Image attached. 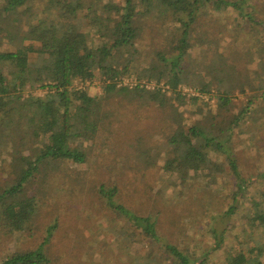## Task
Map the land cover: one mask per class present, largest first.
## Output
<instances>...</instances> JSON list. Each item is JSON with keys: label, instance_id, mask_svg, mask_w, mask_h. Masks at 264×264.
I'll return each mask as SVG.
<instances>
[{"label": "trees", "instance_id": "16d2710c", "mask_svg": "<svg viewBox=\"0 0 264 264\" xmlns=\"http://www.w3.org/2000/svg\"><path fill=\"white\" fill-rule=\"evenodd\" d=\"M43 1L3 0L4 5L0 8L2 16L15 17L0 27V32L9 31L12 23H15L14 28L18 25L16 23H22L20 18L25 14V7L28 19L36 18L29 20L26 32L20 27L15 35L10 31L6 38L0 36V46L4 44L3 40L10 39L8 51L0 50V146L9 133L28 131V155L16 158L17 183L0 194V220L5 227L16 235L30 232V224L40 212L38 199L32 197L33 194L9 203L5 199L21 195L27 182L29 189L33 177L41 172L45 163H87L84 141L97 142L103 133L112 132L114 123L119 121L109 122L115 114L107 112L104 106L109 107L111 96L120 93L127 94L128 101L160 108L155 114L158 119L139 115L144 123L148 122L143 127L136 126L139 137L135 151L139 158L150 165L149 160L154 161L164 150H174L178 158L167 164L179 172L181 182L188 176L194 178L202 174L213 186L220 185L221 181L229 184L232 180L235 192L231 205L222 215L229 223L224 224V228H211L213 243L200 256L185 253L178 246L164 241L158 234L157 221L152 217L138 216L122 205H115L118 204L117 187L102 186L100 194L105 203L128 223L141 229L146 239L160 246L164 251L160 255V264H212L215 259H219V264H264V172L245 177L234 152L235 130L247 120L254 121L252 131L257 134L264 130V120L257 116L260 110L264 113V106L261 108L259 104L264 101V92L251 97L250 104L235 115L230 113L235 105L232 98L235 87L227 86L226 76L234 77L238 69L223 68V76H218L219 69H215L217 77L206 82L198 80L197 75L191 78L185 67L194 27L203 16H208V11L218 14L233 11L238 18L263 28L264 20L247 11L257 10L253 0H108L110 10L103 17L98 12L105 9L102 6L104 0H93L90 4L85 0H51L56 2L55 7L45 18H39L32 10L34 2ZM85 12L89 18L94 14L99 17L94 30L98 45L89 40L88 33L78 22ZM149 18L157 20L160 32H166L168 25L174 28L179 40L172 49L177 54L167 58L163 52L159 53L161 64L156 68V74L153 77L139 75L140 81L147 79V83H151L155 80L154 89L141 82L135 87L126 86L120 81L133 76L127 67L121 70V66L116 65V56L130 53L145 38L144 22ZM97 80H102L104 93L101 97L93 95L89 89L75 87L76 81H82L85 84L90 82V88H93L91 86ZM183 85L192 88L198 96L183 94L180 90ZM247 85H250L249 80ZM37 90L45 94L37 96L34 94ZM27 91L29 95L25 98ZM240 91L242 94L247 92L244 83L240 84ZM213 99L215 104L211 102ZM173 102L177 108L169 110L168 106ZM181 108L191 112L202 109L205 115L202 120L194 122L185 118ZM253 109L255 114L251 112ZM150 111L148 109L145 113L149 115ZM137 113L140 112L135 110L133 115ZM130 131H134L132 127ZM113 133L114 137H121L116 130ZM224 165L229 166L228 173ZM252 184H261L262 193L260 199L252 198L249 202L247 191ZM241 210L246 214L240 222L242 230L235 236V245L229 239L233 229L230 225ZM57 227V223L50 226L41 246L15 253L2 264H51L46 246ZM246 244L250 247L245 248ZM216 253L221 256L213 258Z\"/></svg>", "mask_w": 264, "mask_h": 264}, {"label": "rangeland", "instance_id": "374dc122", "mask_svg": "<svg viewBox=\"0 0 264 264\" xmlns=\"http://www.w3.org/2000/svg\"><path fill=\"white\" fill-rule=\"evenodd\" d=\"M85 1L90 4L93 0ZM34 3L32 13L39 18H45L48 11L56 5V2L51 0ZM253 3L257 10L247 11L253 16L258 15L259 20H264V0H253ZM3 5V0H0V8ZM102 6L105 9L98 13L103 17L104 13L110 10L108 0H104ZM23 10L25 14H21L20 18L22 23H16V28L15 23L10 24L9 31L4 29L0 36L6 38L10 31L15 35L20 27L23 32L28 30L29 20L36 18L28 19V10L26 7ZM86 14L82 13L78 22L88 33L89 40L98 45L94 30L99 24V17L94 14L89 18ZM14 18L12 15L0 14V27ZM35 24L34 22L33 25ZM144 24L147 30L145 38L139 41L130 53L124 52L116 56V65H120L121 70L127 67L133 76L120 81L126 86L135 87L140 82L146 84L147 79L140 81L139 75L153 77L156 74L155 70L161 64L157 56L159 53L163 52L167 58L177 54L172 49L179 40L174 28L168 25L165 27L166 32H160V25L153 18L145 20ZM194 29L189 41L191 48L186 57V72L191 78L197 75L198 80L210 82L217 77L215 69H219L218 76L224 75L221 74L223 68L231 71L238 69V73H233L234 77L226 76V84L235 87L232 93L235 105L230 113L239 114L250 104L251 97L264 92V27L259 29L258 25L249 23L242 17L238 18V14L233 11L224 14L208 11V16H203ZM2 42L4 44L0 46V50L8 51L7 44L10 39ZM206 65L208 69L205 68ZM100 78L105 79L102 76ZM248 80L250 85H247ZM101 81L97 80L91 86L93 88H90V82L85 84L76 81L75 87L78 90L89 89L93 95L101 97L104 93ZM243 83L247 89L245 94L240 91V84ZM147 85L148 88L154 89L156 81L148 82ZM180 90L189 97L198 96L187 85L181 86ZM25 94V98H28V91ZM34 94L41 96L45 92L37 90ZM129 98L127 94L115 93L111 96V106H104L107 112L112 111L115 114L109 122H119L114 123L112 132L103 133L99 141H84L83 147L88 155L87 163H45L40 169L41 172L33 177L29 189L27 182L21 195L5 199V202L9 203L33 194L32 197L35 196L40 204V212L30 224V232L26 231L22 235L10 232L0 220V264L15 253L41 246L47 237L48 229L55 223L58 227L46 246L51 264H160V255H163L164 251L159 245L146 239L141 229L128 223L105 203L106 200L104 201L100 194L102 186L117 187L118 204L115 205H122L138 216L152 217L157 221L158 234L164 241L195 256L206 252L213 243L211 228H224L229 223V220H223L222 215L234 198L235 188L232 186V180H229V184H222L221 181L220 185L213 186L214 184H208V179L201 174L194 178L188 176L181 182L179 172L172 170L167 164L168 161L178 158L174 150H164L154 161L149 160L150 165L137 156L135 147L139 134L136 126L148 125L139 115L158 119L155 114L160 108L142 106L128 101ZM211 102L216 103L214 99ZM259 104L264 106V101ZM176 108L175 102L168 106L169 110ZM148 109L151 110L149 115L145 113ZM135 110L140 113L134 116ZM185 110L181 108L185 118H191L194 122L202 120L205 115L202 109L192 112ZM260 111L257 116L264 120V113ZM251 112L255 114L254 109ZM245 123L235 130L234 152L242 173L248 178L264 172V130L259 135L252 131L254 121L247 120ZM131 127L134 131H130ZM113 130L121 137H114ZM248 131L251 132L249 135L246 134ZM2 143L0 194L17 183L19 174L16 158L28 155V131L25 129L15 134L9 133L7 138L2 139ZM221 163L220 161L219 164ZM224 168L228 173L229 166L224 165ZM261 184L250 185L247 191L249 202L252 198L260 199ZM245 214L246 212L241 210L231 220L230 226L233 229L229 239L232 244L237 243L234 239L242 230L240 222L244 220ZM248 246L250 247L246 244L245 248H249ZM220 256L221 254L216 253L213 258ZM218 260L215 259L212 264H219Z\"/></svg>", "mask_w": 264, "mask_h": 264}]
</instances>
